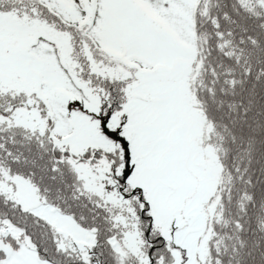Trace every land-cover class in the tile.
<instances>
[{
  "label": "snow or ice",
  "instance_id": "obj_1",
  "mask_svg": "<svg viewBox=\"0 0 264 264\" xmlns=\"http://www.w3.org/2000/svg\"><path fill=\"white\" fill-rule=\"evenodd\" d=\"M0 264H264V0H0Z\"/></svg>",
  "mask_w": 264,
  "mask_h": 264
}]
</instances>
